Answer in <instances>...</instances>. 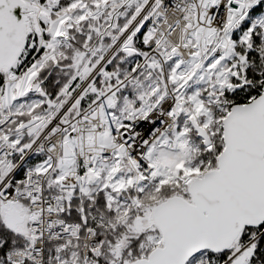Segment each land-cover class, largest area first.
Segmentation results:
<instances>
[{"label":"snow or ice","instance_id":"obj_1","mask_svg":"<svg viewBox=\"0 0 264 264\" xmlns=\"http://www.w3.org/2000/svg\"><path fill=\"white\" fill-rule=\"evenodd\" d=\"M0 264H264V0H0Z\"/></svg>","mask_w":264,"mask_h":264}]
</instances>
